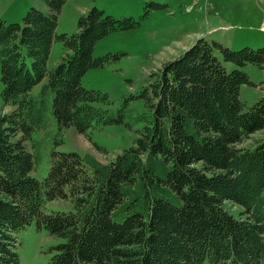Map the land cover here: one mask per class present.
I'll return each instance as SVG.
<instances>
[{"label":"trees","instance_id":"1","mask_svg":"<svg viewBox=\"0 0 264 264\" xmlns=\"http://www.w3.org/2000/svg\"><path fill=\"white\" fill-rule=\"evenodd\" d=\"M45 1L47 12L31 6L21 23L0 18V95L10 108L0 112V264H20L16 231L32 221L59 239L47 264H264V138L237 146L264 130V95L247 109L240 98L253 85L243 68L263 67L264 48L197 38L149 74L136 95L142 110L125 99L112 112L107 94L81 80L111 60L93 56L96 42L136 21L92 6L77 32L56 34L65 0ZM54 40L66 51L48 70ZM107 124L133 129L134 144L109 162L53 146L47 176L33 175L54 126L60 145L65 128L91 138ZM54 199L70 210L44 211Z\"/></svg>","mask_w":264,"mask_h":264},{"label":"rangeland","instance_id":"2","mask_svg":"<svg viewBox=\"0 0 264 264\" xmlns=\"http://www.w3.org/2000/svg\"><path fill=\"white\" fill-rule=\"evenodd\" d=\"M36 7L47 12L45 0H0V18L6 23H21L27 10ZM95 6L116 19L132 18L134 27L118 29L96 42L94 57L108 55L111 60L101 67L88 70L82 77V86L107 94L110 104L103 107L115 112L123 100L130 106L142 110L143 100L136 97L147 85L149 74L156 72L163 63L171 60L189 47L197 38L214 40L232 50L243 47L264 48V0H65L58 13L56 34L67 35L77 32L80 16ZM66 49L60 40H54L48 57L47 68L53 69ZM114 57V58H113ZM219 59L228 70L234 65ZM253 85H242L240 98L245 108L253 105L264 95V65L246 64L243 68ZM42 83L34 86L38 93ZM1 90V82H0ZM99 105V104H98ZM10 108L1 101L0 112ZM57 128L45 139L41 160L33 175L38 179L47 176L49 153L53 148L60 151L92 153L99 161L109 162L124 148L133 145L136 133L120 124H107L95 129L88 138L73 128L62 132V143L54 145ZM33 137L40 140L42 134ZM264 138V130L251 134L237 144L238 147H252ZM98 145L101 149H97ZM28 148L30 143L26 142ZM224 208L235 217L242 216V208L226 201ZM68 200L47 201L44 211L70 210ZM17 251L20 264H47L52 245L59 242L45 229H38L34 221L16 231ZM203 264H208L207 260Z\"/></svg>","mask_w":264,"mask_h":264}]
</instances>
